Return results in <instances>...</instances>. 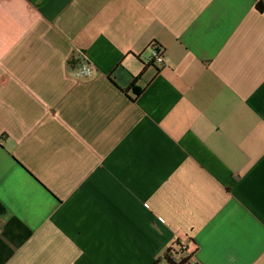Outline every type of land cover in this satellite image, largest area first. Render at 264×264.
I'll return each instance as SVG.
<instances>
[{"label": "crops", "instance_id": "0c3cea01", "mask_svg": "<svg viewBox=\"0 0 264 264\" xmlns=\"http://www.w3.org/2000/svg\"><path fill=\"white\" fill-rule=\"evenodd\" d=\"M173 245L264 264V0H0V264Z\"/></svg>", "mask_w": 264, "mask_h": 264}, {"label": "trees", "instance_id": "16d2710c", "mask_svg": "<svg viewBox=\"0 0 264 264\" xmlns=\"http://www.w3.org/2000/svg\"><path fill=\"white\" fill-rule=\"evenodd\" d=\"M174 245L176 246H182L180 242H175ZM174 245L168 249L165 255V259L168 261L169 264H186L188 263L187 258H183L180 261H178L173 255L177 253L176 249L174 248Z\"/></svg>", "mask_w": 264, "mask_h": 264}, {"label": "built area", "instance_id": "2783aa9c", "mask_svg": "<svg viewBox=\"0 0 264 264\" xmlns=\"http://www.w3.org/2000/svg\"><path fill=\"white\" fill-rule=\"evenodd\" d=\"M152 57L158 65H162L165 62V55L158 50H153ZM81 73L87 76L91 75V71L89 68H83Z\"/></svg>", "mask_w": 264, "mask_h": 264}, {"label": "snow or ice", "instance_id": "6c2138e0", "mask_svg": "<svg viewBox=\"0 0 264 264\" xmlns=\"http://www.w3.org/2000/svg\"><path fill=\"white\" fill-rule=\"evenodd\" d=\"M259 6V5H258Z\"/></svg>", "mask_w": 264, "mask_h": 264}]
</instances>
